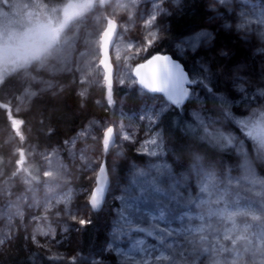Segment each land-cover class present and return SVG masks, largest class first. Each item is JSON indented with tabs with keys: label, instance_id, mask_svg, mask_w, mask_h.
Listing matches in <instances>:
<instances>
[{
	"label": "trees",
	"instance_id": "16d2710c",
	"mask_svg": "<svg viewBox=\"0 0 264 264\" xmlns=\"http://www.w3.org/2000/svg\"><path fill=\"white\" fill-rule=\"evenodd\" d=\"M160 1L120 0L115 6L105 8L112 11L119 7L121 13L122 25L116 42L122 51L118 56L119 72L127 80L116 91L122 97L120 105L134 113L141 106H151L157 121L155 139L149 140L147 146L140 136L134 143L127 141L120 148L118 158L107 152L104 162L108 165L111 186L100 211L91 208L86 193L94 185L91 173L101 158V129L118 106L113 99V108L106 109L103 81L97 67L102 10L97 8L76 27L68 29L53 59L27 72L32 75V88H26L25 79L18 81L17 75L0 88L1 92L11 87L12 97L20 91L24 100L21 113H14L12 106L0 96L1 147L11 157L16 146L25 151L28 143L34 144L49 167L45 172L42 166L34 168L32 175L34 180L40 179L35 180L38 182L24 181L13 175L17 170L13 156L8 157L9 161L0 156V264H61L77 257L84 258V264H137L117 255L114 249L109 250L108 244L110 241L115 245L126 244L128 226L146 224L151 212L157 215L155 220L164 227V235L172 246L169 257L155 264H187L196 257L201 264H212L214 257L206 252L226 245L230 253L240 248L223 239L222 221L204 215L202 193L195 178L210 169L241 178L242 184V177H264V152L260 151L258 159L255 158L253 143L242 134L247 142L238 149L213 143L194 120L193 111L199 106L205 120L221 118L219 126L236 128L241 133L236 119L251 111L245 108L246 103L252 102L251 98L257 102L264 100V37L255 33L256 12L235 6L232 0L224 3L183 0L181 5L168 7V12L156 15ZM163 28L162 38L148 57L158 52L168 53L186 66L194 81L192 88L198 94H192L185 104L172 105L166 100L167 106L163 96L143 91L130 75V64L136 58L128 51L129 43L137 47L138 40L146 41L151 32ZM190 165L195 166L196 172L188 169ZM114 166L117 173H113ZM169 166L176 172L173 179L181 186L180 192H173L170 197L139 192L138 183L145 169L149 167L150 171L164 176ZM186 173H189L187 180ZM233 187L229 197L235 194L247 199L243 187ZM62 191L68 197L59 216L62 223L70 226L69 235L56 247L57 252L43 253L32 240L30 219L34 210L53 193ZM249 199H253L262 213V218L254 224L264 226V199L253 196ZM188 211L199 212L188 215ZM198 222L203 224L204 233L187 228Z\"/></svg>",
	"mask_w": 264,
	"mask_h": 264
},
{
	"label": "rangeland",
	"instance_id": "374dc122",
	"mask_svg": "<svg viewBox=\"0 0 264 264\" xmlns=\"http://www.w3.org/2000/svg\"><path fill=\"white\" fill-rule=\"evenodd\" d=\"M66 1L67 0H63L60 3H50L44 0H0V46L21 44L23 41L29 40L37 35L43 27L57 23L59 20V11ZM118 1L120 0H111L109 3L103 5L101 1L98 0L94 5L89 6L82 14L78 15L68 28L76 27L86 15L94 12L97 8L102 10L100 13V26L98 30L97 67L101 72L103 81L106 109L110 110V107L113 108L114 100L118 106L115 114L111 113L110 120H108L107 124L101 129V158L98 165L91 173L94 179H96L97 171L102 162H104L107 152H112L113 158L114 156L118 158L120 148L127 143V141L134 143L141 136L144 145H146L149 143V140L155 139L154 132L156 131L155 124L157 115L154 108L151 106H141L136 113L129 112L120 105L122 97L116 95V91L119 90L121 88L120 86L127 80L126 76H122L119 72L120 59L118 56L122 51L120 50V46H118V42H116L118 36L111 50L112 62L114 65L112 85L108 84L106 71L101 64L102 37L108 20L113 18L119 22L120 27L122 25L120 22V8L114 7L112 11H108L105 8L108 7L107 5L111 4L115 6ZM217 1L224 3L228 0ZM232 1L235 6L240 5L249 7L256 12L258 30L255 33L260 37H264V0ZM160 2L157 3L155 8L154 14L156 15L162 12H168V7L171 9L172 7L181 5L183 0H161ZM68 29L59 37L44 42L34 51L25 54H12L4 59L0 58V88L11 79V76L16 75L19 78L17 79L18 81L25 79L24 86L26 88H32V75H29L27 72H30V69H34L45 61L53 59V56L58 53L62 47ZM164 30L165 28L151 32L150 35L145 38L146 41L138 40L137 47L134 46L135 43H129L128 45V51L136 58V60L130 64L131 67L129 68L130 75L137 86L139 85L134 75V68L139 62L154 52V47L162 38ZM183 55L184 54H181L179 56L183 57ZM126 61H128L127 58L125 62ZM47 81H50V79ZM10 88L11 87H6L0 92L1 99L12 106L14 113H21L20 108H22L24 102L23 95L20 91H16V95L12 97L13 91H10ZM192 94L193 96L198 94L197 90L192 89L190 97ZM246 94L247 93L243 95ZM162 98L166 103V99L164 97ZM251 100L252 102H247L245 106V108L251 110L248 115L244 118L236 119L241 133L236 128L224 129L219 126V123H221L219 120L221 118L216 120L215 118L210 119L207 117L205 120V117L201 115L202 111L199 106L195 107L193 118L204 128L203 131L210 140L221 147L241 148V146L247 142V140L242 137L243 135L253 143L255 149H252V152L255 158L258 159L261 154L260 151L264 152V149H261L257 141L248 136L247 133L251 130L253 136L259 137L264 135V109L261 107L264 106V100H260V102H257V100L255 101L254 98H251ZM166 105L168 106L167 103ZM228 136L233 138L231 144L227 143L225 139V137ZM37 150L38 148H36L34 144L28 143L25 151L19 146H16L13 154L9 157L8 151L3 149L0 145V156L4 159L6 158L8 161L9 158L12 159L13 156V161L17 162V170L14 171L13 175H16V177L24 181L34 182L35 180H40H34L32 175L34 168H41L42 166L44 172L46 168H49L43 163V159L41 155H38ZM88 167L89 165H87V168ZM149 167L142 172L144 176L140 178L141 181L139 180L140 182L138 183L139 192L146 191L153 194H163L168 197H170L173 192H180L181 186L176 184L173 179V175H175L176 172L172 166H169V171H167L164 176L158 174L160 172L150 171ZM194 167L195 166L190 165L188 169L194 173L196 172V168ZM90 169L92 170V167ZM116 169L117 167L114 166L113 173L117 171ZM19 170L20 172L18 173ZM188 174L185 176V180L188 179ZM1 176L2 172L0 169V178ZM240 180L241 178L235 179V177L229 173L222 174L218 169L203 171L195 178L196 187L202 193L201 204L204 205V215L208 217L214 216V218L222 221L223 225L221 230L223 239L230 240L233 245L236 244L240 246V248H236L232 253L228 251V245L213 248L212 252L205 251L208 254L210 253L211 257H214L211 260L212 264H264V226L256 227L254 224L255 220H260L262 218V213L260 208L253 203V199H249L250 196L256 198L262 197L264 199L262 195L264 194V177L260 175L242 177V182H244V184H242ZM137 182L138 181H136V183ZM238 185L244 188L243 192L245 194H248L246 195V200L241 199L240 195L237 196L235 194L232 198L229 197V195L233 193V186ZM92 189L86 193L88 203ZM67 197L68 195L64 191L55 192L46 202L41 204L39 209L34 210L30 219V233L38 251L43 253L57 252L55 250L56 247L68 237L70 226L62 223L59 216V213L62 211L61 207L66 203ZM112 201L111 197V202ZM198 212L188 211L187 214L192 215L195 213L198 215ZM199 215L201 217L203 216L202 214ZM156 216L154 212H151L150 221L146 224H130L128 226L129 235L127 243L115 245L110 241L108 244L109 250L114 249L117 255L127 257L137 264H155L159 259L168 258L172 246L166 235H164V227L156 222ZM189 227L195 232H205L203 230V224L199 222L196 224H189L187 228ZM141 229L144 231H141ZM149 232H152V235H149ZM202 238L207 239V236L203 235ZM216 256L217 258L215 259ZM61 264H84V258L77 257L72 260L68 259ZM187 264H201V260L196 257Z\"/></svg>",
	"mask_w": 264,
	"mask_h": 264
},
{
	"label": "water",
	"instance_id": "95a60500",
	"mask_svg": "<svg viewBox=\"0 0 264 264\" xmlns=\"http://www.w3.org/2000/svg\"><path fill=\"white\" fill-rule=\"evenodd\" d=\"M98 0H67L64 6L59 11V20L57 23L43 27L40 32L35 35L33 38L23 41L21 44L18 45H3L0 46V58L4 59L12 54H25L31 51L36 50L41 44L46 41L53 40L59 37L65 30H67L71 24V22L82 13L84 9L88 6L94 5ZM103 5L109 3L111 0H100ZM120 30V24L117 20L110 18L107 22V26L104 30V34L102 37V58L101 64L106 71L108 84H113V76H114V65L112 62L111 50L114 46L116 37ZM163 55L168 56L171 58V61L178 64L180 66L181 71L185 74L188 81H192L190 72L180 62L178 58H175L171 54L168 53H155L146 61L139 63L134 68V75L137 79L139 87L142 89L148 90L150 92H154L153 85H155L157 81V77L155 74V67L154 61L156 60L157 56ZM183 88L187 90V95L184 96L181 100V103H186L192 93V86L191 83L185 82L183 84ZM163 96L170 104L172 105H179L173 104L167 97V95L163 93H155ZM111 186V176L109 173L108 165L106 162H103L96 175L95 179V186L92 189L90 198H89V205L92 209L100 211L104 206L108 192ZM104 188V195L102 197L100 206L95 208L93 205V201L97 199L98 191L101 188Z\"/></svg>",
	"mask_w": 264,
	"mask_h": 264
},
{
	"label": "snow or ice",
	"instance_id": "6c2138e0",
	"mask_svg": "<svg viewBox=\"0 0 264 264\" xmlns=\"http://www.w3.org/2000/svg\"><path fill=\"white\" fill-rule=\"evenodd\" d=\"M153 63L158 81L152 86L154 93H163L167 95L168 99L172 101L173 104H180L182 98L187 95V90L183 88V84L185 82L194 83V81H188L185 74L181 71L180 66L172 62L171 58L168 56L158 54L156 60ZM247 135L256 140L261 149H264V135L259 137L253 136V132L251 130L248 131ZM225 139L229 144L233 142V138L230 136L225 137ZM152 143L155 144L156 142L153 141ZM153 155H155V153H153ZM103 195L104 188L102 187L98 191L97 199L93 201L95 208L100 206ZM161 218H163V216H161ZM83 222L86 223V221ZM141 231L144 230L141 229ZM149 235H152V232H149Z\"/></svg>",
	"mask_w": 264,
	"mask_h": 264
},
{
	"label": "flooded vegetation",
	"instance_id": "af4514ba",
	"mask_svg": "<svg viewBox=\"0 0 264 264\" xmlns=\"http://www.w3.org/2000/svg\"><path fill=\"white\" fill-rule=\"evenodd\" d=\"M148 58H149V57H148ZM148 58L143 59L141 62L146 61ZM141 62H139V63H141ZM144 90H145V89H144ZM146 91H148V90H146ZM148 92H150V91H148ZM150 93L155 94L154 92H150ZM155 95H159V94H155ZM160 96H161V95H160Z\"/></svg>",
	"mask_w": 264,
	"mask_h": 264
}]
</instances>
